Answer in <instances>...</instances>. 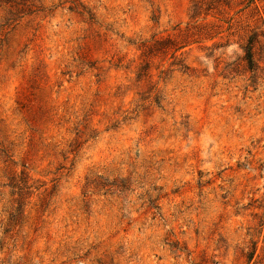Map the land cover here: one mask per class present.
<instances>
[{
  "label": "rangeland",
  "instance_id": "1",
  "mask_svg": "<svg viewBox=\"0 0 264 264\" xmlns=\"http://www.w3.org/2000/svg\"><path fill=\"white\" fill-rule=\"evenodd\" d=\"M215 1L0 0V264H264V0Z\"/></svg>",
  "mask_w": 264,
  "mask_h": 264
},
{
  "label": "trees",
  "instance_id": "2",
  "mask_svg": "<svg viewBox=\"0 0 264 264\" xmlns=\"http://www.w3.org/2000/svg\"><path fill=\"white\" fill-rule=\"evenodd\" d=\"M204 2V0H202ZM216 2L215 0H210V2H207V4L212 5V3ZM182 47L180 48H177L176 51H178L179 49H181ZM245 53H246V61H247V64H248V68L249 70H253L254 68V63H253V53H252V47H251V44L246 46L245 48ZM1 153H5L3 150L0 151ZM23 175V174H22ZM98 176H94V177H87L86 178V182H85V186H84V189H85V193H83L85 195V197L88 198V195H87V192L89 191V189H98V187H102V188H106V187H111V188H114V187H118V188H126V186L124 185H121V186H116V184H106V183H103V184H98V183H95L96 182V178ZM98 179V178H97ZM12 182H11V186L13 188H16V186L14 185L15 183H17V185H20L18 187V190H19V196L22 197L23 195H26V192L28 191L29 187H27V181L25 178L21 177L18 181L16 180L15 177H11L10 179ZM124 181H126V183H129L130 179L129 178H125ZM96 184V185H95ZM88 201V200H87ZM21 203V202H20ZM19 203V204H20ZM17 214L20 215L21 214V210H20V207L17 208ZM9 221H11V218L9 219ZM256 253V247L254 248L253 250V253H250L249 255V258L250 259H253L254 257V254Z\"/></svg>",
  "mask_w": 264,
  "mask_h": 264
}]
</instances>
